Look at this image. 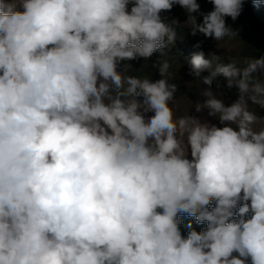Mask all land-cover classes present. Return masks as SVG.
<instances>
[{
    "label": "clouds",
    "instance_id": "clouds-1",
    "mask_svg": "<svg viewBox=\"0 0 264 264\" xmlns=\"http://www.w3.org/2000/svg\"><path fill=\"white\" fill-rule=\"evenodd\" d=\"M208 2L0 0V264H264V129L248 107H264V57L243 73L188 59L208 85L195 110L223 127L174 118L166 79L124 74L175 41L174 5L193 36L230 35L244 0ZM218 77L239 91L230 105Z\"/></svg>",
    "mask_w": 264,
    "mask_h": 264
},
{
    "label": "rangeland",
    "instance_id": "rangeland-1",
    "mask_svg": "<svg viewBox=\"0 0 264 264\" xmlns=\"http://www.w3.org/2000/svg\"><path fill=\"white\" fill-rule=\"evenodd\" d=\"M200 4V11L207 13L212 10L213 5L208 0H197ZM250 1L244 0L241 14L233 20L231 17H226V24L231 30L230 35L224 36L220 40H215L205 37L203 34L197 33L195 36L191 34L190 28L184 25L187 19V13L179 5H174L171 11L161 13L163 18L168 21L176 20L179 24H172V28L177 35L185 38L187 43H193L198 52L203 51L206 58L211 61L212 68H215L217 61L221 65H233L239 71L242 68H248L252 60L256 59L252 55L253 50L247 48L250 45V40L255 38V31L251 28ZM198 20H202L199 13L196 14ZM253 18V17H252ZM161 55H164L162 57ZM192 53L187 51L184 42H179L175 39L173 43L163 50H158L153 56L147 60L139 58L137 60L128 61L129 66L124 72L127 76H134L140 79L157 80L160 78L166 79L172 85H176L177 91L174 93L173 99L169 102L174 112V118L193 116L201 122H209L217 127H223L219 120L209 116L208 109H202L197 112L196 106L203 105V102L208 99L205 96V89L208 85H204L201 79L194 78L188 74V59ZM163 61H167L169 68L164 77H160L158 69ZM204 75V74H202ZM253 84L259 83L264 86V72L257 70L252 74ZM213 94L223 101L227 106L235 102L239 97V91L236 87H228L224 80L214 81L211 86ZM254 93H249V95ZM257 99L262 97L259 94ZM249 110L252 111L258 119L252 125L255 131L264 129V107L259 104H254L248 101ZM150 115V114H149ZM235 128V125H231Z\"/></svg>",
    "mask_w": 264,
    "mask_h": 264
},
{
    "label": "trees",
    "instance_id": "trees-1",
    "mask_svg": "<svg viewBox=\"0 0 264 264\" xmlns=\"http://www.w3.org/2000/svg\"><path fill=\"white\" fill-rule=\"evenodd\" d=\"M250 1V13L252 14V17H251V28L253 29V31H255V38L250 40V45H247L246 47L247 48H251V50H253L252 52V56L256 59L252 60L251 62L255 61V60H258L259 58L261 57H264V5H260V6H257L253 3V0H249ZM176 40L179 41V42H184V44L186 45L187 47V51L195 54L198 52V49L196 48V46L193 44V43H187L185 41V38H183L182 36L180 35H177L176 34ZM162 57H164V55H161ZM217 65H221L220 63H218L217 61L215 62V67ZM246 68H242V70H240L241 73H243V71L245 70ZM261 71L264 72V69H259ZM204 75H208V71H205L204 73H202ZM218 80H223L222 77H218L217 80L215 81H218ZM251 216V213L248 214V218H250ZM185 224H187L189 221L192 222V227L195 228L197 231H200L202 230L203 228L206 227V223L205 224H197L195 222V218L194 217H188V216H181L180 217ZM181 229H182V232H184V226L181 225ZM186 234V233H185Z\"/></svg>",
    "mask_w": 264,
    "mask_h": 264
}]
</instances>
